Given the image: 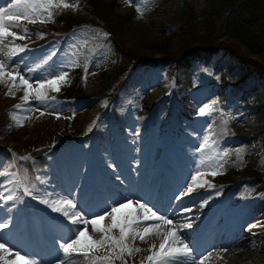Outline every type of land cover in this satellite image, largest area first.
I'll return each mask as SVG.
<instances>
[{"label":"rangeland","instance_id":"374dc122","mask_svg":"<svg viewBox=\"0 0 264 264\" xmlns=\"http://www.w3.org/2000/svg\"><path fill=\"white\" fill-rule=\"evenodd\" d=\"M98 1L100 18L90 17L88 0H65L73 5L70 8L81 20L76 27L69 30L62 22L53 19L39 22L47 13L37 11L34 15L38 22L25 19L19 28L11 29L26 35L25 39L17 42L5 39L0 45L3 48L0 60L6 68L29 79L34 89L38 87L36 81L51 79L62 72L68 74L58 92L50 88L45 90L46 99L43 101L36 99L35 92L27 102L24 101L23 87L13 88V94L9 95L12 81L7 76L0 82V223L7 225L0 230V235H10L28 246L29 251L21 255L27 257L30 264L40 261L39 257L48 251L55 256L50 264H57L60 258L73 260L76 264H109V261L111 264H127L128 253L121 255L118 249L112 251L110 245L92 250L89 256L70 257L61 251L64 243L89 225L81 219L80 226L73 231L68 217L51 206L50 199H64L62 187L70 180L77 182L88 178L92 198L96 196L95 191L103 202L110 203L108 195H117L123 197L124 202L131 200L137 204L139 201L151 208L147 201L128 195L137 179L144 178L139 189L147 190L158 183L172 184L189 177L185 187H192L191 194L199 202L185 208L196 209L191 216L198 218L212 215V212L198 213V209H209L205 201L217 200L226 191L236 189L232 199H239L240 203L264 193V187L259 184L264 183V79L248 72L240 60L232 59L225 50L213 56L200 51V57L189 67L171 62V77L166 67L153 71L131 70L129 59L116 51L115 42L135 56L146 59H159L161 48L173 53L180 51L183 35H178L177 25L172 20L176 0ZM10 5L5 14L25 12L21 0ZM138 7L142 8V15L138 13ZM233 11L237 12L236 9ZM233 11L216 14L212 27L204 18L196 19L193 22L196 33L205 35V32H211L210 29L227 22ZM23 29H27V33ZM217 33L221 35L220 43L234 44L226 33L220 30ZM13 45L24 47L25 51L8 57V49ZM192 46L197 44L194 42ZM253 59L257 62L259 58ZM16 83H20L19 76ZM17 104L21 105L19 109L15 107ZM202 107L206 108L204 113L199 111ZM168 124L173 135L168 134ZM219 124L229 127V131H218L223 134L218 141L220 145L215 141ZM166 135L167 142H161ZM180 135L184 139L179 138ZM98 138L108 139L98 146V163L110 162L109 156H114L110 150L113 142L126 153H130L129 146L133 153L142 150V159H135L136 164L141 163L142 169L136 171L128 164L125 172L118 170L104 174V179L101 174H95L87 152ZM177 141L185 144V150L168 158V144ZM191 142L198 147L194 148ZM203 145L212 147V150L201 151L199 155L192 151H200ZM44 149V154L37 159L42 169L34 182L35 191L41 197L34 201L29 197L22 198L21 177L13 155L18 153L31 158L34 150ZM76 156L82 160L74 175H68L61 185L53 188V177ZM151 161L155 170L149 176L151 182L145 186L147 166ZM22 163L24 167L26 160ZM110 164L106 167L115 168ZM197 172L201 175L196 176ZM212 172L218 174L212 175ZM103 182L106 187L102 186ZM9 196L12 199H8ZM44 200L49 203H43ZM112 207L85 219L90 221ZM67 210L70 215L81 212L79 208ZM220 215L227 218L234 214L220 211L214 217L212 228L221 224L217 220ZM258 218L255 214L253 219ZM201 220L193 217L190 222ZM110 224L111 218L106 217L100 225L106 228ZM58 231L64 237H57L54 232ZM111 235L119 237L118 229H114ZM201 235L202 232L196 238ZM101 236L96 233L91 237L98 240ZM131 236L130 233L126 241L128 245ZM247 252L237 264H264V250ZM207 253L198 260H205ZM118 255L121 258H117Z\"/></svg>","mask_w":264,"mask_h":264},{"label":"bare ground","instance_id":"6f19581e","mask_svg":"<svg viewBox=\"0 0 264 264\" xmlns=\"http://www.w3.org/2000/svg\"><path fill=\"white\" fill-rule=\"evenodd\" d=\"M15 1L17 0H1L0 11L6 13L7 8H10V4L14 3ZM30 35H33L32 32H30ZM8 39H11L10 41L17 42V40H14L12 37L6 38V40ZM161 96L158 97V100H160ZM3 101L6 102L4 98ZM172 115L169 119H171ZM168 129V134L173 135L172 127L170 124H168ZM218 131H229V127L225 125L221 127V124L217 126L215 141L218 145H220L221 143H219L218 141L221 140L223 134H219ZM180 136L179 138L184 139V136ZM167 138L168 136L166 135L163 139L159 140L166 143ZM107 140L108 139L103 138L96 139L97 144L95 142L91 147V151L89 153L87 152V159L91 161L90 164L92 165L93 170H95V174H98V176L99 174H101L100 177L103 176L104 179L106 178L104 177V174L115 173L118 170L119 172H125L127 170L126 165L128 164H131V166L136 171L142 169L141 163L140 165H138L136 164L137 160H135L137 157L142 159V150L133 153L134 150L131 149V146L128 145L130 148V153H126L121 150L120 145H117L113 142L110 144V150H112L114 156H109V158H111L109 163H112L110 165L114 166L115 168L106 167L108 166L107 164H109L106 162H104L103 164L98 163L96 159L98 156L96 154L98 152V146L104 141L108 142ZM191 144L194 148L195 146L196 148L198 147L193 142H191ZM168 147V153L166 154L168 158H173L175 153H180L181 150H185V144L181 143L180 141L170 142L168 144ZM206 150L211 151L212 147L205 148V146L203 145L200 151H192L199 155L201 151ZM81 160L82 159L79 156H76L71 161H69L67 167L61 170L62 172L54 176L51 180L52 185H54L52 187H56V185L60 184L61 181L64 180V178L67 179L68 175L73 176L75 170H77V168H79V166L81 165ZM183 166L188 167V165L186 164H183ZM147 167L148 176L145 182V186H147L148 182H151L149 176L155 170V166L153 165L152 161L148 164ZM143 180L144 178L137 179V183L135 182V184H133L132 182L133 191L129 192L128 195L131 197L143 199L145 200V202L147 201L149 205L152 206L151 209L153 211H156L159 215H165L169 220L172 221V224L167 225L162 221L156 220L143 221V210L140 209L139 205L135 203L132 204L131 208L122 209L119 214V220L122 223L125 221V216L129 213V211L132 210V208L136 210V214L141 218L142 221V225L134 226L136 227L137 231L142 232V226L147 225L148 223L159 225V228L153 234L148 236L145 241H141L138 236L133 238L132 235L130 237V248H139L141 249V251H134L131 255L128 254L129 257L127 256V264H142V262L143 264H150V262L147 261V257L151 254L152 245H156L158 248V245L161 242L159 233L171 230L173 228L177 230V233L181 237V239L184 242L188 243L189 246L193 249V253L187 258V264H201V261L202 264H237V260L245 256L248 253L247 251L255 249L260 253L264 250V193L260 197H253L247 199V201L245 202L240 203L239 199H232V195H234V191H236V189L234 191H226L225 194L221 195L219 199H214V201L206 203L209 209H198V213L212 212V215H210L209 217H207L208 215H204V218L200 215V218H198L197 216H191L196 209L191 210L185 208V206L187 205L199 202L196 196L193 197L194 194H191L192 191L188 192L189 187H185L187 181L189 180V177H186V179L184 178L182 181H177L174 183L172 182V184L158 183L153 188L149 187V189L147 190L139 189V186L143 183ZM70 182L74 181L70 180L66 184L68 186L67 189H69L71 186L69 184ZM89 182L90 180L87 178L86 180H78L76 183H72L74 184V188L76 191L69 196V199L77 204L76 208H79L83 213V217L81 219H85L98 212H101L111 205H113L114 207L118 206L121 203H125L123 201L124 198L117 195H108L110 203L103 202L99 194L95 191L94 193L96 194V196L92 198L93 192L92 187L89 185ZM101 184L103 187H106V184L104 182ZM259 184L264 187V183L259 182ZM229 202H231V204ZM208 203L210 205H208ZM201 206L204 207L205 204ZM210 208H215V210H212ZM222 210L233 213L234 215L227 218H225V216L223 215L218 216L217 220L223 221L214 229L212 228V225H214L215 223L214 217ZM255 214L257 215V217H259L256 221L253 219ZM193 217H196L198 221H200L201 219L203 220H201V222L191 223L190 220L193 219ZM59 224L60 223L58 222L57 225ZM187 224H191L192 227H185V225ZM70 225L73 226V231L75 228L78 229V227L80 226L79 223L72 224L71 222ZM250 225L255 226L249 227ZM86 228L89 236L99 233L94 231L91 223H89L88 227ZM58 232H54L57 237H64L63 234H60V231ZM201 232L202 235L199 238H196L197 235ZM0 243L6 244L8 248L12 250L11 253L0 250V264H9L10 261L17 260L16 253H20L21 255V253H27L29 251L28 246L19 242L17 239H14L10 235H0ZM206 251H208V253ZM206 253L208 254L206 259L199 261V257H203L204 255L206 256ZM53 257L55 256L49 251L43 252L41 257H39L40 261L32 264H50L54 260ZM61 259L62 258H60L58 261H60ZM64 262L65 264H76L73 260H64ZM17 264H20L18 260ZM57 264H59V262H57Z\"/></svg>","mask_w":264,"mask_h":264},{"label":"snow or ice","instance_id":"6c2138e0","mask_svg":"<svg viewBox=\"0 0 264 264\" xmlns=\"http://www.w3.org/2000/svg\"><path fill=\"white\" fill-rule=\"evenodd\" d=\"M21 3L25 5V12L23 14H5V12L0 11V45L3 44L6 38L12 37L14 40L25 39L26 35H20L16 31H12L13 27H20V22L27 19L31 23L38 22V18L34 15L37 11H44L47 13L44 19H39V22H45V20L53 19V12L51 9L63 7L65 9L69 7H73L69 3L65 2V0H21ZM138 13L143 14L142 8H137ZM7 22V23H6ZM24 33H27V29H23ZM3 51V48H0V52ZM25 51L24 47L19 45H13L8 49L7 56L14 57L17 53ZM67 72H62L55 74L51 79H46L43 81H36L35 83L38 85L37 88H33V83L29 81V79L25 78L23 75L18 73H13L8 68H6L5 63L0 60V82L7 76L12 81V86L8 90V94L12 95L13 88L23 87L25 88V95L22 98L24 101H28L29 97L35 92V97L38 100L43 101L46 99L45 90L51 89L54 91L60 90L61 82L66 80ZM19 76L20 83L17 84L16 80ZM17 109L21 107L20 104L15 105ZM201 113L206 111V108L202 107L199 110ZM43 115V113H41ZM91 130V129H90ZM22 159H28L27 157H22ZM212 175L218 174L217 172H212ZM201 173L197 172L196 176H200ZM196 177H193L195 179ZM192 188H188V192H191ZM8 199H12L11 196ZM43 203L48 204V200H44ZM139 205V208L143 210V221H162L164 224L171 225L172 221L169 220L166 216L159 215L156 211H153L146 204H143L139 201L136 202ZM207 203V201H205ZM133 202L131 200L126 201L125 203H121L118 206H114L110 211L97 215L92 218L90 221L84 219V223H91L94 231L102 234L100 239H93L87 233V228L78 230L77 234L68 242L64 243L61 246V251L66 256H89L91 251L97 248H102L106 245L111 246V250H119V254L128 253L131 255L134 251L139 252L141 249L135 248L132 249L126 243L129 234L133 235V238L139 237L141 241H145L148 236L153 234L158 228L159 225L155 224H147L142 226V232L137 231L136 227L142 225L141 218L136 214V210L132 208L128 217L122 223L119 220V214L124 208H131ZM51 206L54 211L62 212L65 217L71 221L72 224H77L80 222L83 217V213L80 211H75L72 215H69V211L67 209H75L77 205L70 199H62L54 201ZM106 217L111 218V224L108 227H101V221L105 220ZM255 225H250L249 227H254ZM7 225L0 223V230L6 228ZM187 228H191V224L185 225ZM114 229L119 230V237L111 235ZM160 240L161 242L158 245L151 246V254L147 257V261L150 264H187V258L193 253V249L189 246L188 243L184 242L181 237L178 235L177 230L175 228L160 232ZM0 250L11 253V249L4 243H0ZM226 251V250H225ZM17 260L20 264H30V261L27 257L20 255V253H16ZM117 258H121L118 255ZM107 259V258H105ZM17 260L10 261L9 264H17ZM59 264H65L64 260L61 259ZM109 264L111 262L109 261ZM143 264V262H142ZM202 264V261H201Z\"/></svg>","mask_w":264,"mask_h":264},{"label":"trees","instance_id":"16d2710c","mask_svg":"<svg viewBox=\"0 0 264 264\" xmlns=\"http://www.w3.org/2000/svg\"><path fill=\"white\" fill-rule=\"evenodd\" d=\"M175 3L172 20L177 25L178 35H183L180 51L173 53L171 50L161 48L159 59H146L135 56L115 42V49L130 60L131 70L149 71L166 67L170 75L171 62L190 66L200 57L202 51L208 52V56H213L225 50L232 59L240 60L247 71L256 73L264 79V0H176ZM87 7L92 12L90 17L100 18L101 6L98 0H88ZM224 10L233 11L227 22L220 23L215 29H210L211 32H205V35L196 33L193 24L196 19L204 18L205 23L212 27L215 24L214 16ZM54 19L62 21L67 28L81 23L77 13L71 8L56 10ZM217 30L226 33L229 41L234 44L220 43L221 35ZM194 42L197 44L195 47L192 46ZM254 57L259 58L257 62ZM117 90L118 86L114 92L117 93ZM33 165L39 168L38 162H30L31 168Z\"/></svg>","mask_w":264,"mask_h":264},{"label":"water","instance_id":"95a60500","mask_svg":"<svg viewBox=\"0 0 264 264\" xmlns=\"http://www.w3.org/2000/svg\"><path fill=\"white\" fill-rule=\"evenodd\" d=\"M44 151H45V149L44 150H39L37 152H33L32 156H34V157H40L41 154L44 153Z\"/></svg>","mask_w":264,"mask_h":264}]
</instances>
